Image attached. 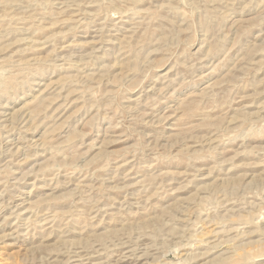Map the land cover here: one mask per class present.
<instances>
[{
  "label": "rangeland",
  "instance_id": "374dc122",
  "mask_svg": "<svg viewBox=\"0 0 264 264\" xmlns=\"http://www.w3.org/2000/svg\"><path fill=\"white\" fill-rule=\"evenodd\" d=\"M0 264H264V0H0Z\"/></svg>",
  "mask_w": 264,
  "mask_h": 264
}]
</instances>
